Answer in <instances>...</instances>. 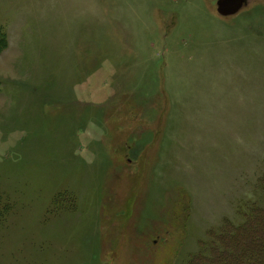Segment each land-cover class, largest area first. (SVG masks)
Segmentation results:
<instances>
[{
  "label": "rangeland",
  "instance_id": "obj_1",
  "mask_svg": "<svg viewBox=\"0 0 264 264\" xmlns=\"http://www.w3.org/2000/svg\"><path fill=\"white\" fill-rule=\"evenodd\" d=\"M216 1L0 0V264H188L264 209V0Z\"/></svg>",
  "mask_w": 264,
  "mask_h": 264
},
{
  "label": "trees",
  "instance_id": "obj_2",
  "mask_svg": "<svg viewBox=\"0 0 264 264\" xmlns=\"http://www.w3.org/2000/svg\"><path fill=\"white\" fill-rule=\"evenodd\" d=\"M208 254L194 256L188 264H264V209L253 206L238 227L229 223L218 234Z\"/></svg>",
  "mask_w": 264,
  "mask_h": 264
},
{
  "label": "water",
  "instance_id": "obj_3",
  "mask_svg": "<svg viewBox=\"0 0 264 264\" xmlns=\"http://www.w3.org/2000/svg\"><path fill=\"white\" fill-rule=\"evenodd\" d=\"M246 0H217L216 10L221 16H231L239 11Z\"/></svg>",
  "mask_w": 264,
  "mask_h": 264
}]
</instances>
